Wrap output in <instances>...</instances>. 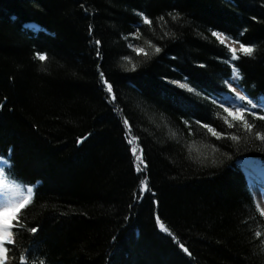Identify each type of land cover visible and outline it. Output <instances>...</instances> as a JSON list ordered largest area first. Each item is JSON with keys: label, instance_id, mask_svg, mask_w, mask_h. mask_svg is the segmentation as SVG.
<instances>
[{"label": "trees", "instance_id": "obj_1", "mask_svg": "<svg viewBox=\"0 0 264 264\" xmlns=\"http://www.w3.org/2000/svg\"><path fill=\"white\" fill-rule=\"evenodd\" d=\"M211 30L255 45L232 63L239 89L264 101V0H0V179L42 182L13 230L8 264H22L21 254L27 264H264V216L237 164L264 166V119L246 113L249 129L200 95L227 88L232 74L229 48ZM181 96L189 107L175 102Z\"/></svg>", "mask_w": 264, "mask_h": 264}, {"label": "snow or ice", "instance_id": "obj_2", "mask_svg": "<svg viewBox=\"0 0 264 264\" xmlns=\"http://www.w3.org/2000/svg\"><path fill=\"white\" fill-rule=\"evenodd\" d=\"M138 15L143 18L144 23L151 24L152 21L149 19L148 16L144 14L143 11L139 12ZM169 15L172 16L173 20H176L180 13L177 12L175 15H172L169 13ZM160 19H163V17H160ZM90 30H91V26ZM135 35V34H132ZM165 35H172L174 36L175 33H165ZM211 35L213 37H216L220 40L221 43H224V33L211 30ZM97 45H99L101 42L97 40L95 42ZM148 43H152L149 41ZM131 47V45H130ZM153 48L155 50V53H160L162 49L159 46L153 45ZM229 51L231 53V59L228 61L229 63H232L238 59H240L239 53H243L244 55L252 56L255 51V45L253 44H244L240 43L239 47V53L236 48L232 47L231 45H228ZM138 53L144 52V49L142 48H136L135 49ZM41 61H44L46 59V54L44 52H36L35 54ZM96 55L99 57L101 55L100 51L98 50L96 52ZM147 55V53H145ZM124 59H128V57H124ZM99 67V65H98ZM133 69H135L136 65H132ZM100 79L102 81V84L108 94H110L109 102L113 103L116 101V93L113 89L112 83L109 82L108 78L105 76V73L103 70L99 72ZM165 80L168 78L165 77ZM186 79V78H185ZM242 79L241 73L239 69L235 66L234 63H232V74L229 78H226L223 83L227 86V88L219 87L213 90L212 93L205 94L203 91L200 92V95L204 97L207 95L210 99L218 100L220 102V106L223 107L226 104H237L240 105L239 107H236L233 111L232 109H225V111L229 112L233 117H236L239 119L245 127L251 129L253 125L248 122L247 119H245V114L248 113L252 117H256L258 119H264V113H261L260 109L264 108V101H259L255 97H250V94H248L245 91H237L235 87H233V84H237L238 80ZM172 84L178 85L179 87L186 89L190 93H197V88L193 87L189 83H182L180 80H172ZM188 98L186 97H177L176 103H178L181 107L187 108L188 105ZM255 101V102H254ZM203 103V100L201 101ZM117 111L122 112L123 110L117 106ZM187 123V121H185ZM199 123V121H197ZM123 124L125 125L127 132H126V139L130 136V139L127 140L129 145H133L131 147V152L135 156V160L138 161L136 165L137 172H142L144 169L141 168V163L144 164V168L147 167L146 162L144 161L143 156V148L139 146V137L132 134V125L129 123V119L127 116L123 118ZM205 127H209V125H204ZM88 135H91L89 133ZM256 135L258 137H261L264 139V137L261 136V133L257 132ZM87 139V136H81L78 137L76 140V143L82 144ZM139 152V154H137ZM9 159H11V156H9ZM3 158L0 157V177H3L5 175V169L2 166ZM40 184L42 182L32 185L28 184L26 186V191L28 195H25V186L23 184L14 185L13 191L11 195H6L4 197V203L0 204V264H8V247L9 244H15V238L13 230L16 227V225L21 220V212L30 204L32 199L34 198L35 191L40 187ZM140 189L138 190V194L140 195L141 199L143 198L144 192L148 191V177L145 176L144 179L140 181ZM7 181L0 179V190H4L7 188ZM261 191H264V189H261ZM154 194V193H153ZM129 207H132V205H129ZM156 221L159 226V228L169 235L172 236V239L177 241L179 243V238L176 237L174 234H172L168 227L165 226V224L161 221L160 216H156ZM31 233L36 234L39 231V226L32 227L30 229ZM259 235V233H257ZM115 239V237H113ZM179 248L182 249L185 253L189 252V249L185 247L184 243H179ZM20 260L22 264H27L26 258L24 254H21Z\"/></svg>", "mask_w": 264, "mask_h": 264}, {"label": "rangeland", "instance_id": "obj_3", "mask_svg": "<svg viewBox=\"0 0 264 264\" xmlns=\"http://www.w3.org/2000/svg\"><path fill=\"white\" fill-rule=\"evenodd\" d=\"M224 39V44H226L227 46L228 45H231L232 47L236 48L237 51L239 52V47H240V43L234 41V40H231L229 39L228 37L224 36L223 37ZM233 87L236 88L237 91H241L239 89V87L237 86V84H233ZM240 105H237V104H226L224 105V108L225 109H232L233 111L235 110L236 107H239ZM264 109V108H263ZM236 118V117H235ZM261 164V163H260ZM262 165V164H261ZM238 166L239 168L241 169L242 173H243V169L241 168L240 164L238 163ZM243 176H244V179L246 181V184L248 186V189L250 190L253 198H254V201L256 203V207L257 209L260 211V213L264 216V191H261V189H264V178L261 177L258 173H257V184L258 185H254V190L251 189V185L249 186V182L247 181V178L245 177V174L243 173ZM259 179V180H258ZM13 191V188L12 187H8L4 190H0V204L4 203V197L6 195H11Z\"/></svg>", "mask_w": 264, "mask_h": 264}, {"label": "bare ground", "instance_id": "obj_4", "mask_svg": "<svg viewBox=\"0 0 264 264\" xmlns=\"http://www.w3.org/2000/svg\"><path fill=\"white\" fill-rule=\"evenodd\" d=\"M25 26L27 28H31L34 27L35 30L40 28L39 25H37L36 23L33 22H28L25 24ZM238 163L240 164L241 168L243 169V173L245 174V177L247 178V181L249 182V186L251 187V189L254 190V185H258L257 184V173L264 178V167L257 161L254 159H242L240 161H238ZM259 180V179H258ZM254 186V187H253Z\"/></svg>", "mask_w": 264, "mask_h": 264}]
</instances>
